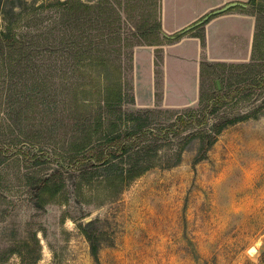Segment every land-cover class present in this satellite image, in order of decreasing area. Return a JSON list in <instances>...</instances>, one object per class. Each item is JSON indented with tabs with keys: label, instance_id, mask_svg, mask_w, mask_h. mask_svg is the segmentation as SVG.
I'll list each match as a JSON object with an SVG mask.
<instances>
[{
	"label": "rangeland",
	"instance_id": "obj_1",
	"mask_svg": "<svg viewBox=\"0 0 264 264\" xmlns=\"http://www.w3.org/2000/svg\"><path fill=\"white\" fill-rule=\"evenodd\" d=\"M57 1L0 0V26L5 29L19 21L24 32L44 34L52 43H59L62 22L68 15L54 5ZM144 2L114 1L113 11L104 8L107 14L101 17L97 12L84 13L86 25L96 28L95 37L88 34L87 42L93 43L97 33H105L107 39L117 36L123 43H143L133 47L132 60L126 56L130 45L121 49L126 70L120 79L126 99L123 109L138 117L125 128L148 124L160 132L175 125L177 116L189 110L197 111L202 119L212 98L231 90L238 93L210 114L206 125L190 122L183 132L144 136V144L157 147V151L151 152L156 155L152 162L143 163L154 166L129 184L113 186L105 181L115 169L128 166L118 158L114 168L100 164L93 182L84 183L80 194L81 173L92 169L87 156L107 145L96 141L102 134L94 137V151L89 147L79 154L86 160L76 162L70 150L77 138L72 127L76 120L67 107L58 104L59 111L54 114L29 110L23 106L27 97L22 94L23 101L13 99L12 104L11 91L0 86L5 88L0 91V264H264V86L257 84V79L264 77V0H246V8L235 6L255 19L252 52L239 55L234 62H203L199 93L193 102L180 106L164 103L162 62L159 73L155 63L154 98L138 85L135 48L158 47L156 60L157 53L162 54L159 46L169 42L162 28L154 34L147 32L154 25V11L150 0ZM185 2L179 5L185 6ZM108 5L106 2L103 7ZM115 11L121 14L118 21H114ZM181 14L184 19L186 13ZM206 24L183 36L203 35ZM143 37L156 40V44L149 45ZM51 56L59 66L65 64L60 53ZM72 59L69 56V68L75 65ZM113 59L118 63L120 58L113 55ZM81 72L86 84L79 86L76 94L84 98V110L95 112L104 92L101 66L82 65ZM151 82L152 77L148 84ZM43 116L47 125L40 124ZM94 116L97 114L92 112L89 119ZM225 120L233 122L216 133L214 124ZM37 134L44 137L32 144L27 135ZM192 134L196 137L188 139ZM209 135L215 138L213 144H209ZM35 139L39 138H31ZM52 176L64 181L67 201L39 206V183ZM21 252L26 255L25 263Z\"/></svg>",
	"mask_w": 264,
	"mask_h": 264
},
{
	"label": "trees",
	"instance_id": "obj_2",
	"mask_svg": "<svg viewBox=\"0 0 264 264\" xmlns=\"http://www.w3.org/2000/svg\"><path fill=\"white\" fill-rule=\"evenodd\" d=\"M114 1L115 3L120 2V0H96L95 3H90L87 0H58L54 5L60 7L64 10V14L68 15V19L62 22L63 32L59 43H52L49 36H44V34L33 36L31 33L24 32L19 21L9 24L5 29L0 26V86H7L11 91L9 95L12 104L14 103L13 99L16 101L22 100L23 94L24 98L27 97L25 98L27 99L26 101L22 100L23 106L26 105V109L29 110H43L49 112V114H54L59 111L57 110L58 104L59 106L61 104L63 108L67 107V110L71 115H74L73 118L76 120L72 127L77 138L71 142L70 148L71 153L73 151V154H75L76 162L82 163L86 160V157L81 158L79 154L83 153L87 148L92 147L90 149L94 151L95 135L101 133V137H98L96 141L98 140V143L103 141L107 144L100 152L87 156L92 162V169H86L81 173L77 186L80 194H82L84 183L93 182L100 164L103 163L106 167L114 168L116 165L114 162L118 158H122L123 161L126 160L125 162H128V166L126 168L121 167L120 170L115 169L114 173L105 177V181L107 185L113 186L129 184L154 166L153 163H143L144 160L152 162L156 155L151 152L157 151V147L151 148L150 145L144 144V136L148 134L162 137L170 132H183L185 125L190 122L198 126L206 125L209 123L208 116L227 102H230L239 91L231 90L227 95L220 94L212 98L204 111L202 119H199L197 111L189 110L177 116L175 125L164 128L160 132L150 128L148 124L138 123L132 128H125L130 120L138 119V117L133 113L125 112L123 109L126 99L120 79L123 78L126 70L121 59V49L124 45H130L132 49L126 56L132 60L133 47L143 43L138 41L137 43L129 44L128 40H124L125 42L123 43L122 37L117 36H111L107 39L105 33L102 35L97 33L98 36L93 43L92 41L87 42L88 40L86 39L90 33L92 37H95L93 32L96 28L92 27L90 29L86 25L88 21L85 19L86 15L84 13L90 11L93 14L92 12H97V17H101L103 14H107L106 9L111 10L112 6H115ZM130 1L138 5L145 3V0ZM106 2L110 5L103 7ZM130 4L131 2L128 3V5ZM150 4L154 11L152 12L154 25L148 28L147 32L154 34L156 31H161L162 28L160 18L161 0H150ZM115 12L116 18H114V21L116 19L118 21L121 18V14L120 12ZM153 14L155 15L153 16ZM92 19L93 17L89 21L91 22ZM97 23H99V19H97ZM100 29L101 27L97 28V31ZM186 31V28L182 29L173 35L165 36V39L169 42L179 40L186 34ZM199 36L204 42V36ZM149 37L146 38L149 41L148 44H156V40L151 41L148 39ZM146 39L143 37V40ZM115 41L118 42L119 46L117 45L114 49ZM55 52L57 54L60 53V56L64 58L65 64L63 66H59V62L51 56ZM113 55L120 58L118 63H115ZM69 56L75 62V65L71 68L67 67ZM161 59L162 54L157 53L155 60L157 73H159L158 66L162 62ZM88 64L101 66L100 75L104 80L103 99L102 101L100 100L99 107L95 109V112L84 110V98H79L76 94L79 86H85L86 84L83 80L85 74L81 72V67ZM110 65H115V68H111ZM257 84L258 87L264 86V77L258 78ZM2 89L5 88H1L0 91H3ZM25 93L26 95H24ZM132 101H134L133 95L131 97ZM92 112L97 114L93 120L89 119V115ZM44 117L46 116L41 117V125H47L42 120L46 119ZM231 122L233 120H225L222 124H214L215 132L219 133L224 125ZM202 134L203 132L201 131L200 135ZM30 136L32 135H27V138L32 144L39 142L37 140L44 137V135L37 134L32 137L39 139L33 141ZM192 137L196 136L192 134L188 139ZM208 137L210 138L209 144H213L215 138L210 135ZM64 187V181L62 179L57 180L55 176L42 180L39 183L37 194L39 206L52 202H66L67 193H65ZM20 255L23 263H25L26 255L22 252Z\"/></svg>",
	"mask_w": 264,
	"mask_h": 264
},
{
	"label": "crops",
	"instance_id": "obj_3",
	"mask_svg": "<svg viewBox=\"0 0 264 264\" xmlns=\"http://www.w3.org/2000/svg\"><path fill=\"white\" fill-rule=\"evenodd\" d=\"M180 1L183 3V0H171V4L169 0H161V24L166 35L174 34L230 2L244 3L246 0H186L185 6L179 5ZM236 9L233 7V10L210 17L204 28V42L200 36L186 35L159 46L162 49L165 105L180 106L195 100L199 93L203 62H234L239 55L252 52L255 19L250 13ZM182 11L186 13L184 19L180 17ZM156 48L139 46L134 51L138 85L149 90L153 98L156 91L153 81ZM151 77L152 82L148 84ZM137 99H140L138 93Z\"/></svg>",
	"mask_w": 264,
	"mask_h": 264
},
{
	"label": "water",
	"instance_id": "obj_4",
	"mask_svg": "<svg viewBox=\"0 0 264 264\" xmlns=\"http://www.w3.org/2000/svg\"><path fill=\"white\" fill-rule=\"evenodd\" d=\"M237 5L246 6V4H244L242 2H230V3L226 4L225 6L208 13L207 15L202 17L200 20H198L194 24H192L189 27H187L186 30H189V29H191V28H193L195 26H198L199 24H202V23L208 21L210 19V17H212L213 15H218V14L227 12L228 10H230L231 8H233V7L237 6ZM218 86L220 87L219 81H218Z\"/></svg>",
	"mask_w": 264,
	"mask_h": 264
}]
</instances>
